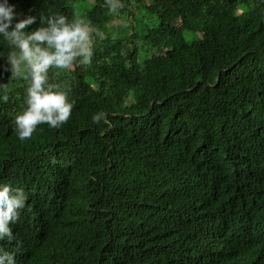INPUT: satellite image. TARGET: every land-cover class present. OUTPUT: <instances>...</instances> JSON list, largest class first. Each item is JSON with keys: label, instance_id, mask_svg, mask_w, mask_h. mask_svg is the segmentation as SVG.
<instances>
[{"label": "trees", "instance_id": "16d2710c", "mask_svg": "<svg viewBox=\"0 0 264 264\" xmlns=\"http://www.w3.org/2000/svg\"><path fill=\"white\" fill-rule=\"evenodd\" d=\"M9 3L37 18L25 31L62 14L100 33L90 64L49 70L68 121L24 141L27 81L0 38V183L27 197L0 241L16 264H264V0Z\"/></svg>", "mask_w": 264, "mask_h": 264}, {"label": "clouds", "instance_id": "9594fccd", "mask_svg": "<svg viewBox=\"0 0 264 264\" xmlns=\"http://www.w3.org/2000/svg\"><path fill=\"white\" fill-rule=\"evenodd\" d=\"M109 13L120 8V0H104ZM19 13L9 0H0V38L9 45L5 57V71L13 79L27 81L24 107L14 117L17 138H31L38 125L59 128L71 116L73 102L68 91L50 83V72L55 75L69 69L74 63L88 65L93 55L94 34L100 33L81 16L69 20L62 14L39 17L40 25L35 30L25 29L36 22L32 15L18 18ZM58 70V71H56ZM11 88L0 84V102L9 100ZM106 119L101 110L91 115L93 124ZM27 197L23 189L8 183H0V241L13 240L11 225L20 218L26 207ZM15 253L0 247V264H16Z\"/></svg>", "mask_w": 264, "mask_h": 264}]
</instances>
